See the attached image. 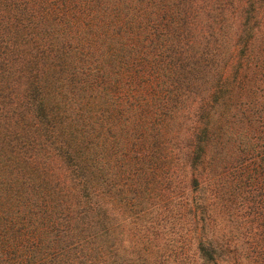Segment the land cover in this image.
I'll return each instance as SVG.
<instances>
[{"label":"trees","instance_id":"trees-1","mask_svg":"<svg viewBox=\"0 0 264 264\" xmlns=\"http://www.w3.org/2000/svg\"><path fill=\"white\" fill-rule=\"evenodd\" d=\"M0 264H264V0H0Z\"/></svg>","mask_w":264,"mask_h":264}]
</instances>
